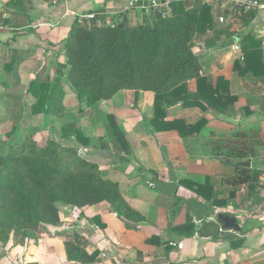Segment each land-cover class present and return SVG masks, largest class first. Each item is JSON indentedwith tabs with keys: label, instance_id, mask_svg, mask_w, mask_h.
Wrapping results in <instances>:
<instances>
[{
	"label": "crops",
	"instance_id": "crops-1",
	"mask_svg": "<svg viewBox=\"0 0 264 264\" xmlns=\"http://www.w3.org/2000/svg\"><path fill=\"white\" fill-rule=\"evenodd\" d=\"M129 1L0 0V13L7 24H17L20 20L26 24L22 28L0 25L1 86L12 92L19 79L20 85L28 86L45 66L55 76V67L66 63L64 41L77 19L95 13L104 25L116 24L120 19L137 25L150 15L149 7L156 0H143L139 6L123 12V6ZM205 1L228 12L223 9L225 0ZM254 14L249 26L237 35L242 41L248 34L262 40L264 64V13ZM211 37L209 33L196 40L195 52L200 57L202 75L214 84L218 78H225L231 94L238 100L225 115L183 104L171 108L167 115L169 121L182 120L190 126L201 119L207 121L193 136L182 137L177 130L154 131L144 125L145 120L150 122L154 118L155 96L150 92L121 91L113 99L92 108L83 105L82 114L86 115L74 123L70 116L76 112V106L80 108L79 101L65 87L66 98L76 101L72 106L65 100L68 112L61 119L66 118V123L75 124L93 142L100 138L97 132L104 128L88 113L97 107V113L102 112L106 117L113 115L126 132L132 147V155L125 154L129 166L114 169L109 165L108 171L122 177L116 181L124 199L145 220L130 229L127 226L131 223L118 218L108 203L84 209L64 206L60 209V224L48 228L49 236L27 241L23 246L13 241L8 243L12 262L81 264L70 262L66 253V248L72 245L73 234L77 233L88 243L89 254L100 252L92 264H264V189L260 181L253 188L244 184L234 189L225 184L238 174L240 163L249 162L250 166L243 168L250 174L258 173L259 179L264 171V71L259 76H240L234 71V64L241 56L232 49L231 38L223 37L214 47H208L206 40ZM11 51L23 52L27 60L8 73L3 65ZM188 89L196 93V82L191 81ZM115 110L125 113L117 115ZM40 119L48 125L56 121L39 115L28 118V124ZM131 135L135 136L134 141ZM242 142L247 146L244 152L251 154L254 150L255 155L241 161L232 159L230 145L240 147ZM104 153L101 151L96 156L109 159V154ZM184 179L199 184L209 180L214 195L218 200H226L225 204L211 206L202 196L182 186L180 182ZM232 193L235 195L231 198ZM220 213L235 217L241 232L222 230L217 219ZM188 217L193 219L197 231L203 229V235L186 237L174 231L186 224ZM211 223L220 227L215 238L208 235ZM237 240L243 243L234 249L232 243Z\"/></svg>",
	"mask_w": 264,
	"mask_h": 264
},
{
	"label": "trees",
	"instance_id": "trees-1",
	"mask_svg": "<svg viewBox=\"0 0 264 264\" xmlns=\"http://www.w3.org/2000/svg\"><path fill=\"white\" fill-rule=\"evenodd\" d=\"M254 15L253 11L239 8L223 12L221 7L205 0H177L172 3L170 14L151 12L137 25L121 19L116 24L104 25L98 14L93 20L77 19L64 41L66 63L55 67L53 79L50 78L51 68L45 66L28 85L26 93L13 94L5 90L1 94L13 123L8 136L12 137V132L25 118V101L30 103L31 116L64 117L68 112L64 90L67 84L79 103L87 108L111 100L121 91L153 93L154 118L150 122L145 120L146 127L154 131L177 130L182 137L198 134L207 124L205 119L190 126L182 120H167L168 111L183 104L225 115L238 99L231 94L225 78H218L214 84L202 75L200 57L195 52L196 40L212 33L206 43L214 47L223 37L231 38L246 29ZM221 16L225 22H220ZM0 25L22 28L26 24L24 20L7 24L0 13ZM242 50L244 60L235 62L234 71L240 76L262 74V40L248 34L242 41ZM26 60L23 52L11 51L3 70L11 73ZM191 81L197 85L194 94L188 89ZM106 118L115 145L124 154L132 155L126 132L113 115ZM62 138L73 139L84 147L92 144L73 123L62 128ZM245 143L240 147L230 145L232 159L241 161L255 155L254 150L251 154L244 152L247 150ZM103 148L108 149L107 145ZM151 173L157 175L154 171ZM237 173L225 184L234 189L244 184L251 188L258 185V173L250 174L243 167H237ZM180 184L202 196L213 207L225 204L226 200L216 198L209 180L199 184L184 179ZM234 195L232 193L231 198ZM101 203L110 204L118 218L131 223L127 226L130 229L145 220L124 199L119 183L105 179L96 162L82 158L72 147L54 140L41 146L27 136L17 145H11L8 151H0V243L3 245L13 241L23 246L38 236H49L48 228L60 224L61 206L84 209ZM208 226L211 228L208 235L215 238L219 225L211 223ZM174 231L186 237L203 235V229L197 231L191 217ZM71 241L72 245L66 248L70 262L92 264L98 259L100 252L89 254L88 243L82 236L74 233ZM234 242V249L243 243Z\"/></svg>",
	"mask_w": 264,
	"mask_h": 264
},
{
	"label": "rangeland",
	"instance_id": "rangeland-1",
	"mask_svg": "<svg viewBox=\"0 0 264 264\" xmlns=\"http://www.w3.org/2000/svg\"><path fill=\"white\" fill-rule=\"evenodd\" d=\"M54 77H55L54 75L50 74L51 79H53ZM10 80H13V79H10ZM20 80L21 79H19V83H16L18 84L17 86L13 85V89L11 90L12 92H9V93L24 94L25 89H27L28 86L20 85L21 84ZM66 87H68L67 88L68 90L72 91L71 86L69 84H67ZM6 89H7L6 87L4 88L3 86H1V81H0V151H3V152L8 151L11 145H17L18 143L22 142L27 136H31L33 138V141L41 146H44L46 142L49 140H54V141L62 143V145L64 146L74 148L82 158L88 161L96 162V163L100 162V164L102 165L101 166L99 165V167L102 170V173L105 179H109L114 182H117L116 180H122V177H120V175L117 176L115 171H108V166L111 165L114 167V169L116 168L126 169L129 166L128 162H126V158H128V156H126L119 149V147L115 145V143L113 142L112 136H110V130L108 127L107 118L104 113L102 112L101 114L97 113V110H96L97 107L92 111H88V113L92 114L93 119H96L97 123H99V125L103 126L104 128L101 129L99 132H97L100 138L98 139L95 138L91 146L89 147L77 145V143H75V140L73 139L69 140V139L62 138V128L67 124L66 118H63V119L57 118L55 123H51V125H48L46 121L43 119L35 120L34 122H31L28 124V118H31L29 101L24 102V106L26 110L25 118L23 120L24 124L22 123L19 124L17 129L12 132L13 134L12 137H9L8 133L11 132L10 130L12 128L13 123H12V119H10L9 117L10 112L7 113L8 107L5 102V97L1 96V94ZM65 100L67 104H70L72 106L76 105L75 100H70L67 98ZM79 107L80 108H77L76 106V112L72 113L71 114L72 116H70V119H72L73 121L86 115V114H82L84 111L81 109L83 108V105H81V102L79 103ZM122 112L123 111L121 110H115V113L117 115H120ZM137 112L138 111H136V113ZM133 135H131V138L134 141L135 136ZM105 145H107L108 147L107 150H104L103 148ZM101 151L105 152L104 155L109 154L108 155L109 159L104 160L103 158L101 159L98 156H96V155H99L98 153H100ZM62 207L64 206H61V208ZM39 238H42V237L38 236L37 239ZM7 245H3L2 243H0V264H21V263H18L16 260H14L13 262L11 261L12 255L11 256L9 255V250H8ZM11 250L12 249H10V251ZM21 261H23V258L21 259Z\"/></svg>",
	"mask_w": 264,
	"mask_h": 264
},
{
	"label": "built area",
	"instance_id": "built-area-1",
	"mask_svg": "<svg viewBox=\"0 0 264 264\" xmlns=\"http://www.w3.org/2000/svg\"><path fill=\"white\" fill-rule=\"evenodd\" d=\"M177 0H156L153 1L149 7L150 12L158 11L163 15L170 14L172 11V3ZM143 3V0H130L128 3H126L122 10L123 12H128L132 10L133 8L139 6ZM233 8H239L246 11H253V12H263L264 13V0H225V4L223 9L226 11H230ZM96 14L90 13L81 18V20H93L95 19ZM264 20V19H263ZM220 22H225V18L223 16L220 17ZM232 41V49L240 54V60L243 61V50L241 41L242 38L239 35H233L231 37ZM83 151V150H81ZM260 186L264 189V171L260 176ZM175 246V245H174Z\"/></svg>",
	"mask_w": 264,
	"mask_h": 264
},
{
	"label": "water",
	"instance_id": "water-1",
	"mask_svg": "<svg viewBox=\"0 0 264 264\" xmlns=\"http://www.w3.org/2000/svg\"><path fill=\"white\" fill-rule=\"evenodd\" d=\"M242 167L250 166L249 162H243L239 164ZM218 222L222 227V230L233 231V232H241V227L237 219L233 216H230L226 213H220L217 216Z\"/></svg>",
	"mask_w": 264,
	"mask_h": 264
}]
</instances>
